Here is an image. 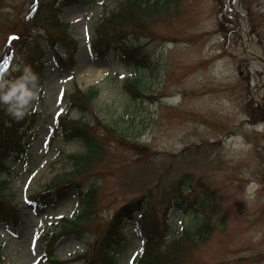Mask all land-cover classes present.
<instances>
[{"label":"rangeland","instance_id":"obj_1","mask_svg":"<svg viewBox=\"0 0 264 264\" xmlns=\"http://www.w3.org/2000/svg\"><path fill=\"white\" fill-rule=\"evenodd\" d=\"M30 1L1 0V11L3 7L7 11L0 18V59L10 44L8 21L25 34L22 19ZM118 1L86 0L65 8L62 21L69 22L70 30L81 38L74 61L56 63L48 47L43 54L49 61L43 74H38L40 98L33 106L39 115L31 129L28 156L12 164L8 195L0 193L8 203L24 204L29 214L16 234L0 223V241L6 244L0 264H40V234L53 229L57 217L72 212L74 197L34 212L25 200L43 190L58 172L71 168L64 154L82 147L75 141L64 142L55 133L54 116L66 109L67 93L93 86L100 88L95 102L99 116L123 121L128 132L139 127L132 134L148 142L142 153L163 179L149 199L152 207L148 205L145 221L161 228L169 223L170 238L192 223L191 215L174 205L179 183L189 175L184 180L189 185L188 200L198 203L209 197V208L223 222L206 242L191 250L187 264H264V61L249 55L240 37V24L245 22L248 49L264 57V0H231L232 5L230 0H170L168 10L148 22L154 61L143 71L142 84L153 96L134 104L122 90L124 77L133 72L99 57L89 45L95 25ZM131 112L136 113L135 119ZM131 155L114 152L106 169L97 165L84 182L97 186L106 220L141 192L137 183L128 186L131 173L138 170ZM130 228L131 224L125 233ZM128 233L134 239L127 243L123 264L140 251L142 243L137 230ZM91 238L87 233L84 238L65 235L54 244V251L63 264H72Z\"/></svg>","mask_w":264,"mask_h":264},{"label":"trees","instance_id":"obj_2","mask_svg":"<svg viewBox=\"0 0 264 264\" xmlns=\"http://www.w3.org/2000/svg\"><path fill=\"white\" fill-rule=\"evenodd\" d=\"M76 1L81 0H41L33 12L31 28L45 23L46 20L50 23L53 21V25L56 24L58 22L55 19L56 14L61 6ZM169 3L170 0H121L118 8L110 16H107L102 25L99 26L102 42L99 45L95 42L98 54L101 56L106 55L113 62H122L136 72L135 77H127L123 85V89L127 92L128 99L132 104L138 102L139 99L145 101V99H150L153 96L151 91L145 89L142 79L143 71L152 67L154 61L152 57L154 56H152L146 44L141 41L149 35L148 22L154 21L161 10L165 12ZM0 25L2 24L0 23ZM6 29L18 33V25L8 24ZM35 41L34 38L32 42ZM58 41L71 55L74 47L73 41L69 39H58ZM15 43H18V41H15ZM37 43L29 44L27 41H23L22 44L19 43L21 50L25 49V53L20 60L21 69L19 71L13 70L9 75L10 79L21 75L23 69L27 66H30L33 71L40 69L38 65L41 62L38 61L34 53ZM98 94V87H92L88 91L77 89L68 96L70 99L69 108L78 109L84 115L86 112H94V103ZM130 116L132 119L137 117L134 112H131ZM29 118L30 115L28 114L21 121L13 120L7 115L5 106L0 105V174L2 172L9 173L10 167L7 164V159L11 155L16 160L21 158L20 155L26 151V145L21 142L26 133L23 134L19 131L21 126L30 120ZM34 120L28 122L34 123ZM96 120V123H91L83 118L79 120L69 119L68 116L60 118L59 128H62L64 139L79 140L83 144L84 150L79 153L68 154L67 158L70 161L71 168L58 173L46 191L36 194L34 199L42 203H54L62 197H67L69 190H74L77 208L72 217L62 218L61 233H75L79 237H84V234L87 233L92 236L88 240L86 249L77 257L83 264H122L121 254L128 242V238L126 239L125 235L122 234L125 222L129 219L134 221L144 238L142 252L132 259L130 264H185L189 260L191 247L205 240L211 230L219 224L218 221L211 222L213 209L209 208V197L202 201V208L194 209V214L197 217L193 226L186 229L179 238L175 237L169 240L167 236L168 226L161 228L156 226L153 221L147 222L144 220L148 205L150 207L149 199L154 197L157 189L156 185L163 179L160 180L159 174L155 173L154 168L148 163L139 162V171L135 170L130 175L128 186L132 187L134 183H137L138 186L141 185L138 189L136 188V190L141 191L140 194H135L134 198L121 205L113 212V216L106 220L100 212L97 186H90L84 182L95 173L97 165H104L106 160L112 156L116 145L119 144L128 149L136 148V151L141 155L144 148H141L142 145L130 141L132 136L129 135L128 128L126 130L123 127V121H118L115 118L108 121L98 118ZM31 126L30 124L27 129ZM111 138L115 140L112 145ZM142 159H144V156H141L140 160ZM149 170H151L150 175H147ZM188 176H184L179 185L185 186L183 182ZM191 177L192 175L189 178ZM8 188L9 179L0 178V193L7 194ZM10 202L11 204L6 200L3 201L0 197V217L5 219L7 224L14 229L20 221L19 211L17 213L18 204ZM175 204L186 209L184 204H187V195L181 192L175 198ZM6 211H8L9 216H7ZM199 213L202 214L201 217H198L197 214ZM53 236H56V234L47 233L44 235L43 240L48 241V238ZM45 246L47 247H44L46 254L50 253L49 245L45 243ZM3 249L0 244V260ZM50 254L52 255V253ZM50 254H48V258H46L47 255L44 257L49 264L62 263L59 259L51 260L49 258Z\"/></svg>","mask_w":264,"mask_h":264},{"label":"clouds","instance_id":"obj_3","mask_svg":"<svg viewBox=\"0 0 264 264\" xmlns=\"http://www.w3.org/2000/svg\"><path fill=\"white\" fill-rule=\"evenodd\" d=\"M39 98V77L30 66L14 79L0 73V105L5 106L7 115L13 120H23ZM251 187L249 185V192Z\"/></svg>","mask_w":264,"mask_h":264},{"label":"bare ground","instance_id":"obj_4","mask_svg":"<svg viewBox=\"0 0 264 264\" xmlns=\"http://www.w3.org/2000/svg\"><path fill=\"white\" fill-rule=\"evenodd\" d=\"M244 24L245 23L242 24L243 26L241 28L240 36H241L242 40H244V43H246V38H245L246 36H245V33H244L245 30L243 29Z\"/></svg>","mask_w":264,"mask_h":264},{"label":"snow or ice","instance_id":"obj_5","mask_svg":"<svg viewBox=\"0 0 264 264\" xmlns=\"http://www.w3.org/2000/svg\"><path fill=\"white\" fill-rule=\"evenodd\" d=\"M13 39H15V38H13Z\"/></svg>","mask_w":264,"mask_h":264}]
</instances>
